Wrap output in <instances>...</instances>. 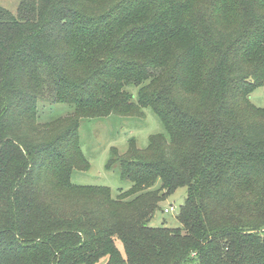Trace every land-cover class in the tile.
<instances>
[{"label": "trees", "instance_id": "16d2710c", "mask_svg": "<svg viewBox=\"0 0 264 264\" xmlns=\"http://www.w3.org/2000/svg\"><path fill=\"white\" fill-rule=\"evenodd\" d=\"M137 89V101L125 88ZM264 0H19L0 6V264H264ZM50 98L72 112L37 122ZM150 108L113 199L74 186L83 118ZM186 197L181 228L153 227ZM118 241L122 253L115 245Z\"/></svg>", "mask_w": 264, "mask_h": 264}, {"label": "rangeland", "instance_id": "374dc122", "mask_svg": "<svg viewBox=\"0 0 264 264\" xmlns=\"http://www.w3.org/2000/svg\"><path fill=\"white\" fill-rule=\"evenodd\" d=\"M19 0H0V6L12 14H16ZM132 96V101H137V89L130 85L125 88ZM249 99L256 107L264 106V87L253 90ZM37 122L45 123L52 119L66 116L72 112L68 105L54 103L50 98H40L36 103ZM161 134L167 137L165 129L159 118L150 108H143L139 115L120 116L111 114L99 119L83 118L78 127V144L80 151L86 159L89 168L87 171L73 170L71 184L74 186H98L110 190L114 199L120 191H126L131 184L119 177L118 165L106 168L107 162L112 158L111 149H116L123 154L127 149V142L134 139L139 149L146 148L148 139L152 135ZM186 197V189L178 188L171 196L159 203V209L155 212L151 226L181 228L176 216L179 207ZM173 207V211L165 213V209ZM115 245L122 253L121 244ZM106 258L99 261L103 264Z\"/></svg>", "mask_w": 264, "mask_h": 264}, {"label": "built area", "instance_id": "2783aa9c", "mask_svg": "<svg viewBox=\"0 0 264 264\" xmlns=\"http://www.w3.org/2000/svg\"><path fill=\"white\" fill-rule=\"evenodd\" d=\"M173 210H174V208L170 207L169 209H165L164 211H165V213H168L169 211H173Z\"/></svg>", "mask_w": 264, "mask_h": 264}]
</instances>
